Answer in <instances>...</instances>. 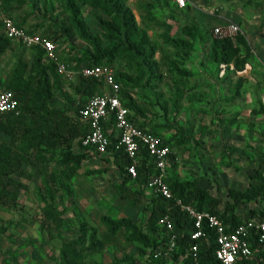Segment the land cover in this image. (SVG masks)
<instances>
[{"label": "rangeland", "instance_id": "374dc122", "mask_svg": "<svg viewBox=\"0 0 264 264\" xmlns=\"http://www.w3.org/2000/svg\"><path fill=\"white\" fill-rule=\"evenodd\" d=\"M168 1L166 9L162 10L158 0H128L127 4L137 22L147 30L155 46L157 73H161L163 78L145 84L143 88L123 89L142 113V120L160 134L163 142H167L174 159L167 173L179 181L196 180L197 188L207 190L211 196L225 203L229 190L264 187V181L259 178L260 174L264 175V117L258 113L260 104L264 105V29L261 28L264 4L259 0H185L184 7L176 8L175 0ZM51 5L52 13L49 10ZM145 5L157 8L149 10L143 8ZM169 9L181 15L187 13L185 19L206 32L209 39L214 38L212 30L215 26L237 23L240 27L238 33L250 47L249 55L240 53L241 57L246 58L243 70H237L230 64L229 70H222L219 65L217 71L207 58L205 43L186 37L177 23L165 20ZM80 10L90 31L98 32L94 15L99 11L85 5H80ZM13 13L18 23L24 21L22 26L25 29L49 37L67 18L61 9V0H39L35 6L31 5V0H26L25 5ZM166 26L170 27L172 37L181 38L192 45V52L186 56L184 65L190 73L186 86L189 88H182L183 94L177 101L176 109L172 94L175 90L166 75L164 64V56L173 52L161 38ZM236 36L232 39L238 44ZM72 47L76 48L77 54L86 49V45L69 32L57 44L59 58L66 62ZM3 61H8L6 69L11 73L8 75L10 79L19 61L14 64L8 54L2 58L0 54V63ZM13 64L14 68H11ZM113 68L118 70L115 65ZM128 76L135 80L134 75ZM74 83L75 80L60 81V91L54 90L51 98L53 105L69 115L74 114L80 101L73 93ZM237 83L239 88L235 94ZM3 142H7V139L0 134V143ZM259 155H263V158L260 159ZM103 158L94 154L70 178L66 177L56 160L47 163L50 172L61 182L69 184L73 192L71 202L61 191L53 192L56 202L68 208L62 218L66 221H85L95 227L98 235L103 236L101 240L106 242V228L100 217H129L144 230L150 192L148 189L142 190L140 185L143 191L142 206L130 208L114 190V185L120 181L119 173L111 164L102 162ZM86 171L92 174L88 175ZM30 172L31 178H21L24 187L18 192L19 206L0 208V264H54L59 259L61 244L75 239L79 234L74 224H62L59 220L51 221L49 231L40 228L44 215L38 192L53 188V182L45 174ZM134 186L139 188L137 184ZM261 204L250 201L238 211L243 213L247 208ZM136 247V243L126 242L120 235L115 242L105 244L100 252L85 255V262L110 264L113 257L127 253L135 255L142 264Z\"/></svg>", "mask_w": 264, "mask_h": 264}, {"label": "trees", "instance_id": "16d2710c", "mask_svg": "<svg viewBox=\"0 0 264 264\" xmlns=\"http://www.w3.org/2000/svg\"><path fill=\"white\" fill-rule=\"evenodd\" d=\"M25 1L0 0V4L6 13L11 14L25 5ZM38 1L31 0V5L35 6ZM158 1L161 9H166L169 1ZM127 2L128 0H61V9L67 14V18L61 21L60 27L54 31L53 36L48 37L57 46L59 40L71 32L86 45V49L80 54H77L76 48H71L68 56L74 55V57L65 59L69 68L77 69L81 65L107 64L112 67L115 65L118 69L114 70L115 80L121 87L120 99L130 111L128 119L137 123L142 120L140 117L142 113L124 89L143 88L145 84L162 79L163 75L157 73L158 65L154 59L155 46L147 30L137 22ZM259 3L264 4V0H259ZM80 5L99 11V14L94 15L98 32L90 31L82 17ZM174 6L178 7L176 2ZM49 8L52 13L53 6ZM143 8L156 10L157 7L145 5ZM186 17L185 12L181 15L169 9L165 20L170 19L177 23L186 37L199 39L205 43L207 58L217 71L222 64L225 65L224 70H229L230 64L237 70H243L245 56L249 55L250 47L240 33L236 34L238 44L234 43L232 37L209 39L206 32L195 23L187 21ZM23 22L18 23V26L23 27ZM261 28L264 29V21H261ZM29 31L33 32V30ZM169 32L170 27L166 26L161 38L165 45L173 49L171 54L164 56V64L166 75L175 90L172 94L173 106L176 109L183 89L189 88L186 86L190 73L184 65L186 56L192 52V45L181 38L172 37ZM5 48V41L0 38V52ZM241 52L245 54L244 57L240 56ZM128 75H134L135 80L132 81ZM64 80L55 71L53 65L43 62V51L39 48L33 49L30 63L19 60L14 68L5 88L11 90L18 101V113H0V134L7 139V142L0 143V208L19 206L18 192L24 187L21 178H31L30 171L33 170L52 178L53 182V188H45L38 192V200L44 215L40 228L49 231L51 221L59 220L62 224H74L79 231L75 239L61 244L59 259L54 264H86L85 255L100 252L105 244L115 242L120 235L126 242L137 244L136 254L142 264H194V257L196 264H221L215 257L214 230L204 227L205 237L199 241L198 250L192 254L189 251L193 243L189 234L192 220L179 209L173 199H166L160 195H150L144 230H141L129 217L112 219L109 216H101L100 221L106 228L105 238L108 240L106 242L101 240L103 236L98 235V230L85 221L77 219L66 221L62 218L68 208L56 202L53 192L61 191L70 202L73 192L69 184L61 182L53 172H50L47 162L56 160L63 168L66 177L70 178L95 154L91 153L89 148L78 145L79 139L85 133V125L81 123L77 114L82 102L100 91L102 87L101 79L78 75L72 85L73 93L80 101L74 114L69 115L51 103L54 90L60 91V81ZM151 88L153 89V86ZM238 88L239 83L235 86V94L238 93ZM258 113L264 117L263 104H260ZM139 123L140 127L149 124L144 121ZM102 129L109 142L108 153L102 162L114 166L120 176V181L114 185L115 192L120 199L128 203L130 208L142 206V190L147 189L148 179L157 174L153 158L145 148L140 147L136 166L137 176L131 179L125 173L130 159L123 147H115L114 118L111 114L102 123ZM151 131L155 132L154 129ZM164 144L167 142L164 141ZM259 158L262 159L263 155H259ZM86 174L90 175L92 172L86 171ZM259 178L264 181V175L260 174ZM164 181L168 184L172 195L192 205L196 210L216 215L228 230L245 220L252 218L259 220L263 215L264 187L252 186L244 191L229 190L228 199L223 203L220 198L211 196L207 190L197 188L196 180L179 181L168 174ZM135 184L139 188H136ZM250 201L262 204L259 207H249L243 213L238 211ZM165 215H168L173 223V230L177 235V250L167 261H160L152 257V252L168 240L167 234L159 225ZM251 243L253 257L243 261L242 264H264V248L258 245L254 237L251 238ZM110 264L140 263L135 255L123 253L121 257H113Z\"/></svg>", "mask_w": 264, "mask_h": 264}, {"label": "built area", "instance_id": "2783aa9c", "mask_svg": "<svg viewBox=\"0 0 264 264\" xmlns=\"http://www.w3.org/2000/svg\"><path fill=\"white\" fill-rule=\"evenodd\" d=\"M175 2L179 7L185 6V0H175ZM1 25L5 38L19 40L24 46L32 49H41L43 62L53 65L55 71L65 80L73 81L78 75L101 79L100 91L86 98L78 110L77 117L85 125V133L79 139L78 145L89 148L91 153H95L97 156H105L108 153L109 142L103 133L102 123L111 114L114 118L115 147H123L130 159V163L126 167V175L131 179L136 178L138 152L140 147L145 148L153 158L157 170V174L148 179L147 189L150 195H160L166 199H173L179 209L192 220V227L189 230L190 239L193 241L189 248L192 254L198 250L199 241L205 237L204 227L215 232V257L221 264H242L243 261L251 259L253 257L252 237L257 240L259 246L264 248V209L259 220L254 218L245 220L228 230L216 215L196 210L192 205L172 195L168 184L164 181L165 174L174 161L171 157V150L167 144H164L160 134L151 131L148 125L140 127V121L133 123L128 119L130 111L120 99L121 87L115 80L112 66L102 64L81 65L77 69L69 68L59 58L58 48L48 36L19 27L15 16L9 13L2 14ZM239 30L240 27L237 23L228 22L215 26L212 30V36L218 39L233 37ZM221 68L223 70L224 65H221ZM18 106L19 103L13 92L0 83V113L17 114ZM159 225L167 234L168 240L163 246L152 252V257L160 261H167L171 254L177 250V235L168 215L161 218ZM194 264H196L195 257Z\"/></svg>", "mask_w": 264, "mask_h": 264}, {"label": "crops", "instance_id": "0c3cea01", "mask_svg": "<svg viewBox=\"0 0 264 264\" xmlns=\"http://www.w3.org/2000/svg\"><path fill=\"white\" fill-rule=\"evenodd\" d=\"M3 13H6V12H4V10L2 9V7L0 5V38L2 39V41H5V43H6V48L3 50L2 53H0L1 58H2V56L8 54L9 60L13 61L14 64H15V62H17L19 60H23L26 63H30L33 49L24 46L19 40L6 39L3 36L2 26H1V16ZM11 14L14 15V13H11ZM15 18H16V16H15ZM36 32H38V31H36ZM38 33H40V32H38ZM41 34H44V33H41ZM7 63H8V61L7 62L3 61L2 63H0V83L4 86L7 85L8 79H9L8 75L11 74V73L9 74V72H7V69H6L8 67ZM14 64H13V66H11V68H14ZM140 121L143 122V120H140ZM148 126H149V124H148ZM165 176H168L167 172H166Z\"/></svg>", "mask_w": 264, "mask_h": 264}]
</instances>
